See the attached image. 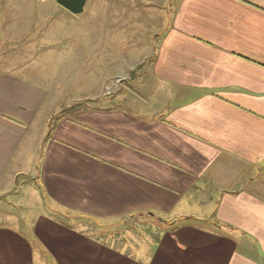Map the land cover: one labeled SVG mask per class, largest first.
I'll use <instances>...</instances> for the list:
<instances>
[{
  "label": "crops",
  "instance_id": "obj_1",
  "mask_svg": "<svg viewBox=\"0 0 264 264\" xmlns=\"http://www.w3.org/2000/svg\"><path fill=\"white\" fill-rule=\"evenodd\" d=\"M135 3L156 34L95 105L0 72V197H32L0 264H264V0Z\"/></svg>",
  "mask_w": 264,
  "mask_h": 264
},
{
  "label": "rangeland",
  "instance_id": "obj_2",
  "mask_svg": "<svg viewBox=\"0 0 264 264\" xmlns=\"http://www.w3.org/2000/svg\"><path fill=\"white\" fill-rule=\"evenodd\" d=\"M157 17L144 14L135 0H87L85 12L80 15L71 13L57 0H0V72L33 78L49 86L57 93L58 108L95 105L93 99L100 100L131 83L134 74L130 68L137 62L136 71L141 67L139 52L154 39ZM106 35L114 54L125 52L124 46H128V56H134L129 59L130 66L121 64L116 73L112 72L116 65L106 64L99 54ZM94 43L95 59L91 56ZM117 76L126 79L110 91L108 87ZM25 187H19L22 194L15 200L0 197V211L20 217L23 205L32 203V197L23 193ZM99 236L114 245L131 240L129 236L125 240L119 235Z\"/></svg>",
  "mask_w": 264,
  "mask_h": 264
},
{
  "label": "water",
  "instance_id": "obj_3",
  "mask_svg": "<svg viewBox=\"0 0 264 264\" xmlns=\"http://www.w3.org/2000/svg\"><path fill=\"white\" fill-rule=\"evenodd\" d=\"M57 2L71 13L80 15L85 12L87 0H57Z\"/></svg>",
  "mask_w": 264,
  "mask_h": 264
},
{
  "label": "built area",
  "instance_id": "obj_4",
  "mask_svg": "<svg viewBox=\"0 0 264 264\" xmlns=\"http://www.w3.org/2000/svg\"><path fill=\"white\" fill-rule=\"evenodd\" d=\"M126 79V77H122V76H117V77H115V80H114V82L112 83V85H111V87L109 86L108 87V89L110 90V91H112L113 89V86L116 84V83H118V82H120V81H124Z\"/></svg>",
  "mask_w": 264,
  "mask_h": 264
},
{
  "label": "trees",
  "instance_id": "obj_5",
  "mask_svg": "<svg viewBox=\"0 0 264 264\" xmlns=\"http://www.w3.org/2000/svg\"><path fill=\"white\" fill-rule=\"evenodd\" d=\"M48 137H49V135H48Z\"/></svg>",
  "mask_w": 264,
  "mask_h": 264
}]
</instances>
